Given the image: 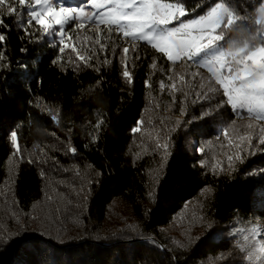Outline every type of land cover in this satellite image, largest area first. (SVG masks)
<instances>
[{"label": "trees", "instance_id": "16d2710c", "mask_svg": "<svg viewBox=\"0 0 264 264\" xmlns=\"http://www.w3.org/2000/svg\"><path fill=\"white\" fill-rule=\"evenodd\" d=\"M182 2L190 19L216 0ZM259 2L227 0L253 18ZM21 19L26 21V9L0 26L7 65L0 70V264H246L229 232L237 220L264 212V146L245 150L243 160L228 168L225 153L236 150L221 147L227 141L216 137L233 119L238 126L247 123L229 105L218 107L221 92L197 98L198 77L187 99L177 92L172 104L169 90L159 87L162 80L170 83L171 62L146 43L130 48L129 83L121 63L128 45L116 33L108 39L107 31L101 51L87 39L96 33L65 26L78 47L95 48L94 67L84 66L70 48L53 63L61 56L60 38L39 26L26 35ZM240 27L255 34L259 26L249 20ZM175 70L210 77L194 66ZM141 118L144 130L133 133ZM157 133L169 145L166 159L156 147ZM254 134L259 136L258 126ZM196 145L204 152H195ZM217 160L225 170L213 174Z\"/></svg>", "mask_w": 264, "mask_h": 264}, {"label": "snow or ice", "instance_id": "6c2138e0", "mask_svg": "<svg viewBox=\"0 0 264 264\" xmlns=\"http://www.w3.org/2000/svg\"><path fill=\"white\" fill-rule=\"evenodd\" d=\"M93 10L87 11L85 7L65 6L62 0H0V26L4 25L6 16L21 18V12L26 9V23L24 28L26 35H31L28 28L39 26L37 31L44 35L54 34L60 38L59 56L53 63L63 60L65 49H71L75 53L78 61L86 67H94L90 63L96 56L94 47L85 48L83 45L77 46L73 41L70 32L65 31V26L76 22L75 29H84L86 24H92L95 28V37H87L93 45H99L100 50L106 49L107 45L101 43V25L107 29L108 39L111 38L113 31L125 41L131 43L135 50V42L145 41L157 52L163 54L171 62L172 73L167 78L170 81L167 85L160 81L159 87L163 91L169 90L172 97L171 103L176 102L175 93H181L185 99L189 91H194L193 82L197 98L203 95L208 98L209 94L221 92L223 99L218 107L227 104L237 117L243 119L242 113L247 114L248 123L238 126L235 119L227 123L220 129V135L227 144L221 147L235 149L231 154L225 153L228 168H233L234 160H243L242 153L245 150L251 151L264 146V0L255 7V17L251 15L242 16L234 8L230 7L227 0H216L203 15L194 19L184 20L182 18L189 15V12L182 0H86ZM18 8L20 11H18ZM195 11V8L193 9ZM251 20V23L259 27L255 34L248 32L247 27L240 26ZM59 26L58 30L57 27ZM237 32L238 36H231L230 33ZM247 33V34H246ZM259 37L260 42L251 43ZM6 36L0 33V42L5 41ZM115 49H113V52ZM124 58L121 60L123 65L122 75L132 82V73L128 70L127 56L129 46L121 49ZM5 56L0 52V70L7 65L4 63ZM191 62V63H189ZM103 63H109L107 59ZM186 65L192 68H205L210 77H205L199 71L177 72V64ZM79 66V65H77ZM155 60L151 68H156ZM99 71V68H95ZM146 87L151 88L150 82H145ZM218 86V87H217ZM156 107H159L157 104ZM183 114V109H181ZM203 116V114H202ZM52 119L58 122V115H53ZM192 121H189L191 123ZM104 123L103 119L98 120L95 125L99 129ZM145 121L141 118L137 126L132 129L133 133L142 132ZM181 122L176 121L179 126ZM259 127V136L254 134L256 127ZM71 131V129H69ZM55 135V134H53ZM11 143L15 148V153L21 152L16 131L10 133ZM98 137H93V143ZM156 147L165 150L167 155L168 143H160V136L156 134ZM253 140L257 144H253ZM68 150L75 154L76 149L69 146ZM264 151V148H260ZM201 153L204 147L199 148ZM31 162V161H30ZM206 162L201 161L205 166ZM213 174L217 171H224V162L217 160L211 168ZM43 175V173H41ZM97 176L101 173L97 172ZM92 183V181H89ZM34 219V217H33ZM237 226L233 227L229 235L237 237L235 247L244 254L246 264H264V224L259 221L256 223L242 222L237 220ZM189 237V242H191ZM198 239V237H197ZM178 246L184 247L179 242ZM224 254L220 255V259Z\"/></svg>", "mask_w": 264, "mask_h": 264}, {"label": "rangeland", "instance_id": "374dc122", "mask_svg": "<svg viewBox=\"0 0 264 264\" xmlns=\"http://www.w3.org/2000/svg\"><path fill=\"white\" fill-rule=\"evenodd\" d=\"M54 2H55V0H54ZM62 2L64 3L65 6H71V7H81V6H83V7H85V9L87 11L93 10L91 8L90 4H87L86 3V0H62ZM182 19L188 20V19H185V18H182ZM190 19H194V18H190ZM75 23L76 22H72V23H70V24H68L66 26H70V28L73 29V31L76 32V33H78V34H82V33L95 34L96 33L95 32V28H94V26L92 24H86L85 28L81 30V29H75V27H74ZM56 27H59V26H56ZM100 27L103 30L102 36H104V34L106 33L107 29L105 28L104 25H101ZM113 33H116L115 30L113 31ZM123 42L125 43L124 40H123ZM140 43H146V44H148L145 41H138V42H135V47H136V44H140ZM127 45L129 46V48H133V46H132L131 43H129ZM189 63H191V62H189ZM181 64H177L176 66L178 67ZM193 66L196 67L195 65H193ZM201 69L207 71L205 68H201ZM241 115L244 117L242 120H245V122L248 123L249 121L247 119V114L246 113H242ZM239 119H241V118H239ZM262 123H264V122H262ZM200 147L201 146H199V145L197 146L196 145V148H198V149L195 148L196 149L195 152L200 153V151H199V148ZM261 189H263V188H261ZM257 204L258 203L256 201V204L255 205L257 206ZM244 220H245L244 221L245 223H247V222L256 223L257 221H259L261 224H264V212L263 213H259L258 211H256L255 214H251L248 218H245ZM235 239H237V237H235Z\"/></svg>", "mask_w": 264, "mask_h": 264}, {"label": "water", "instance_id": "95a60500", "mask_svg": "<svg viewBox=\"0 0 264 264\" xmlns=\"http://www.w3.org/2000/svg\"><path fill=\"white\" fill-rule=\"evenodd\" d=\"M161 244V243H160ZM162 245V244H161Z\"/></svg>", "mask_w": 264, "mask_h": 264}]
</instances>
